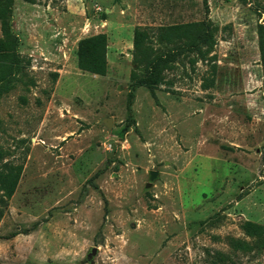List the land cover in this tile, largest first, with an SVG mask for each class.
I'll list each match as a JSON object with an SVG mask.
<instances>
[{
	"label": "rangeland",
	"instance_id": "1",
	"mask_svg": "<svg viewBox=\"0 0 264 264\" xmlns=\"http://www.w3.org/2000/svg\"><path fill=\"white\" fill-rule=\"evenodd\" d=\"M260 24L264 0H14L0 264H264V232L245 226L264 231ZM97 34L103 75L77 64L78 41Z\"/></svg>",
	"mask_w": 264,
	"mask_h": 264
},
{
	"label": "trees",
	"instance_id": "2",
	"mask_svg": "<svg viewBox=\"0 0 264 264\" xmlns=\"http://www.w3.org/2000/svg\"><path fill=\"white\" fill-rule=\"evenodd\" d=\"M14 8V0H0V96L7 93L13 86V80L16 74L20 71V58L16 53L17 39L10 30L9 20ZM195 23L176 24L158 27V39L168 40L170 35L178 34L181 31H187L192 28ZM258 49L260 58L264 62V25L258 26ZM146 36V31L135 27L133 30V47L136 51L134 53L133 62L136 67L140 66L137 59V53L140 54L143 39ZM105 34H97L90 37L82 38L78 41L77 48V64L81 70H85L94 74L103 75L106 71V57H105ZM159 61L162 59L154 58L151 60L148 67V72L138 81L148 87H153L157 80H159L160 68ZM134 71L131 76L134 77ZM17 177L13 176L4 181V190L10 195L16 185ZM2 213L0 211V217ZM246 228L255 234L263 233V228L259 225L247 223Z\"/></svg>",
	"mask_w": 264,
	"mask_h": 264
},
{
	"label": "water",
	"instance_id": "3",
	"mask_svg": "<svg viewBox=\"0 0 264 264\" xmlns=\"http://www.w3.org/2000/svg\"><path fill=\"white\" fill-rule=\"evenodd\" d=\"M107 124H109V121H107ZM157 172L154 170H150L149 171V182L146 183V187L150 186L152 180L156 177ZM97 252V248L96 247H91L90 251L86 254V260H90Z\"/></svg>",
	"mask_w": 264,
	"mask_h": 264
},
{
	"label": "built area",
	"instance_id": "4",
	"mask_svg": "<svg viewBox=\"0 0 264 264\" xmlns=\"http://www.w3.org/2000/svg\"><path fill=\"white\" fill-rule=\"evenodd\" d=\"M94 8H95V10H100V9H101V8H100L99 6H97V5H96Z\"/></svg>",
	"mask_w": 264,
	"mask_h": 264
}]
</instances>
